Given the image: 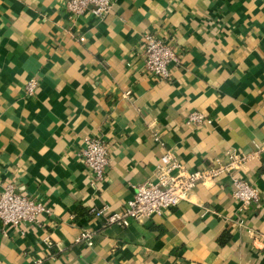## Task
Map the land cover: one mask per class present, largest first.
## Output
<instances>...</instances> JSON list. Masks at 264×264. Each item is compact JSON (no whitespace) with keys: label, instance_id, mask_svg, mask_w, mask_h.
I'll return each instance as SVG.
<instances>
[{"label":"crops","instance_id":"0c3cea01","mask_svg":"<svg viewBox=\"0 0 264 264\" xmlns=\"http://www.w3.org/2000/svg\"><path fill=\"white\" fill-rule=\"evenodd\" d=\"M64 2L0 0V188L47 208L0 226V264H264V0H113L102 18ZM146 32L179 56L170 80L145 71ZM195 110L211 122L187 125ZM92 136L109 155L95 185L79 156ZM226 152L248 156L234 171L258 190L245 209L223 174L126 227L89 211L122 209L163 154L193 170Z\"/></svg>","mask_w":264,"mask_h":264},{"label":"built area","instance_id":"2783aa9c","mask_svg":"<svg viewBox=\"0 0 264 264\" xmlns=\"http://www.w3.org/2000/svg\"><path fill=\"white\" fill-rule=\"evenodd\" d=\"M113 0H65L64 9L71 17L90 12L96 18L104 17L110 10ZM141 49L145 71L160 80L171 79V67L180 61L170 43L165 42L151 32L143 34ZM37 87L34 77L28 78L23 86L24 95L30 97ZM129 92H126L128 95ZM187 125L198 127L211 122V118L202 111L187 114ZM153 139L159 140L154 134ZM81 160L90 172V182L100 183L109 165L107 143L97 136L83 139L79 152ZM246 155L226 152V161L216 159L201 169L189 170L171 153L163 154L156 163L154 180L144 181L136 186L135 193L119 211H108L107 207L90 208L95 218H101L103 225L126 227L132 221L150 219L174 208L179 202L188 200L199 182L215 179L228 174L233 185L232 195L239 201L241 208L249 207L258 199L257 188L245 179L234 175V171L245 163ZM47 212L45 205L30 196L21 194L13 183L6 182L0 188V226L19 227L35 223L41 213ZM88 246L93 244V232L82 230L74 239Z\"/></svg>","mask_w":264,"mask_h":264}]
</instances>
